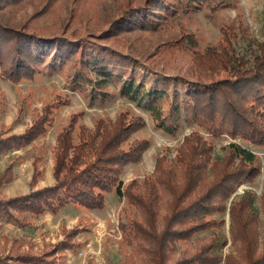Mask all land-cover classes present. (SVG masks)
I'll return each mask as SVG.
<instances>
[{
    "label": "trees",
    "instance_id": "16d2710c",
    "mask_svg": "<svg viewBox=\"0 0 264 264\" xmlns=\"http://www.w3.org/2000/svg\"><path fill=\"white\" fill-rule=\"evenodd\" d=\"M18 2L0 0L4 77L60 68L70 85L87 90L91 101L111 97L109 83L115 81L118 94L163 132L174 135L183 123L195 128L184 135L174 156L165 148L151 173L123 183L124 167L139 163L150 145L148 138L134 136L145 128V118L124 109L88 127L78 120L82 112L72 114L56 134L54 182L11 197L0 194V221L31 228L39 215L57 213L68 204L104 209L106 195L114 194L132 208L128 221L118 224L121 264H264V223L258 246L251 190L228 208L231 239L242 242L239 257L223 252L225 237L213 232L199 236L224 224L220 214L228 198L261 169L259 155L237 139L264 146V34L248 42L250 53L245 54L235 45L234 22H220L217 43L200 49L181 20L203 10L214 13L233 0H121L102 30L71 34L47 33L30 24L46 12L39 8L38 15L22 19ZM130 34L139 37L131 41ZM67 101L49 105L46 116L24 132L0 136V156L43 135L52 124L50 115ZM223 135L231 140L216 157L213 140ZM38 163L39 158L32 160V188L43 176ZM11 180L8 164L0 173V186ZM87 230L63 225L60 239L41 237L37 242L0 232V264H64L68 252L76 254L87 244L85 237L77 238Z\"/></svg>",
    "mask_w": 264,
    "mask_h": 264
},
{
    "label": "rangeland",
    "instance_id": "374dc122",
    "mask_svg": "<svg viewBox=\"0 0 264 264\" xmlns=\"http://www.w3.org/2000/svg\"><path fill=\"white\" fill-rule=\"evenodd\" d=\"M47 3V4H45ZM121 0H19L17 16L25 19L32 14L37 15L44 11L43 16L37 18V27L48 30L47 33L61 32L71 34L75 30L82 32L95 31L96 33L107 26L108 21L114 15L115 7ZM45 4V5H44ZM39 8L42 11H38ZM181 20L185 26L194 32L197 47L203 49L206 45L216 44L220 37L219 23L234 22L236 34L235 45L240 52L248 54L250 50L248 42L261 40L264 34V0H233L232 5L221 7L214 13L203 10L187 16ZM89 27V28H88ZM79 29V30H78ZM133 35L136 37H133ZM139 36L130 34V40L135 41ZM135 38V39H132ZM119 47H122L119 45ZM255 49V48H251ZM250 53V51H249ZM88 85L85 86L87 88ZM112 96L106 100L89 99L87 90L70 85L66 80L65 71L60 68L42 69L31 77H19L10 79L0 74V136L20 134L34 121L45 114L49 105L58 100L68 99L67 104L54 111L52 124L47 131L32 140L28 145L19 149L9 150L0 156V173L8 165H12V180L0 186V194L11 197L27 193L31 189L51 185L54 182L51 175L52 152L56 134L67 124L70 116L82 112L78 120L88 127H93L98 118H115L121 110H129L141 114L146 120V126L135 137H146L150 145L144 152V158L137 164L126 167L122 174L123 183L132 178L141 180L145 174L151 173L154 168V159L165 148L169 155L174 156L176 147L180 144L185 134L189 133L195 125L182 124V127L174 135H169L157 128L151 117L144 111L118 94V83H109ZM78 121V122H79ZM231 139L223 135L213 140L214 154L222 156L226 145ZM243 146H247L259 155L260 173L251 182L242 183L226 201V210L220 214L224 224L211 231H204L199 236L208 235L211 232L227 239V245L223 252L239 257V251L243 252L240 241H232L229 233L230 218L228 208L231 201L246 190L253 194V206L257 211V223L255 228L258 246L262 237L264 223V146L248 145L244 140L237 139ZM39 158L38 167L43 176L32 188L30 184L34 158ZM106 200V198H105ZM125 207L123 211L120 208ZM132 208L126 204L125 199L119 200L116 195H109L106 206L101 210H87L68 204L57 213L49 211L36 218L34 227L19 228L12 221H0V232L8 236L32 237L33 241H40L46 237L51 241L61 238V228L73 226H85L89 228L78 239L85 237L87 244L78 253L68 252L64 264H88L92 260L95 264H121L124 261L119 238L122 234L118 224L127 222ZM219 216V215H218ZM220 264H225L223 261Z\"/></svg>",
    "mask_w": 264,
    "mask_h": 264
},
{
    "label": "crops",
    "instance_id": "0c3cea01",
    "mask_svg": "<svg viewBox=\"0 0 264 264\" xmlns=\"http://www.w3.org/2000/svg\"><path fill=\"white\" fill-rule=\"evenodd\" d=\"M144 154H145V153H144ZM143 158H144V155H143ZM143 158H142V160H143ZM132 164L134 165L135 163H129V164H127V165L124 167V170H123V171L125 172L126 167L129 166V165H132ZM51 169H52V168H51ZM122 174H124V173H122ZM51 175H52V171H51ZM121 177H122V175H121ZM121 179H122V178H121ZM109 195H113V194H109ZM107 197H108V194L106 195V200H107Z\"/></svg>",
    "mask_w": 264,
    "mask_h": 264
}]
</instances>
